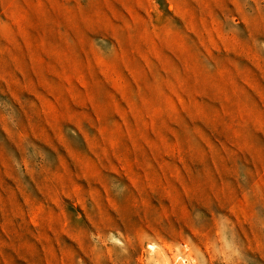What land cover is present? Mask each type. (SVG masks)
Listing matches in <instances>:
<instances>
[{"label":"rangeland","instance_id":"obj_1","mask_svg":"<svg viewBox=\"0 0 264 264\" xmlns=\"http://www.w3.org/2000/svg\"><path fill=\"white\" fill-rule=\"evenodd\" d=\"M0 264H264V0H0Z\"/></svg>","mask_w":264,"mask_h":264}]
</instances>
